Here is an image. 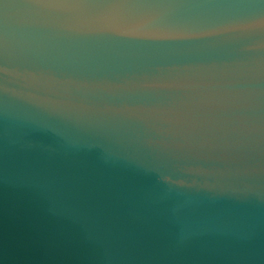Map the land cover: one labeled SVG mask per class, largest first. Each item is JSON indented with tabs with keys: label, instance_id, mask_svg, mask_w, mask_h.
<instances>
[{
	"label": "water",
	"instance_id": "95a60500",
	"mask_svg": "<svg viewBox=\"0 0 264 264\" xmlns=\"http://www.w3.org/2000/svg\"><path fill=\"white\" fill-rule=\"evenodd\" d=\"M0 264H264V0H0Z\"/></svg>",
	"mask_w": 264,
	"mask_h": 264
}]
</instances>
